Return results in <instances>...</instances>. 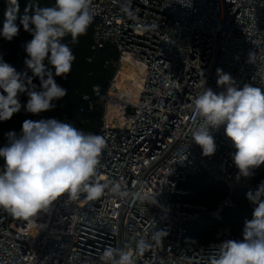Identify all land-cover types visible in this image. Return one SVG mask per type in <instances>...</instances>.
Instances as JSON below:
<instances>
[{
	"label": "built area",
	"instance_id": "built-area-1",
	"mask_svg": "<svg viewBox=\"0 0 264 264\" xmlns=\"http://www.w3.org/2000/svg\"><path fill=\"white\" fill-rule=\"evenodd\" d=\"M124 3L93 1V46L117 51L105 88L93 87L106 147L90 182L108 187L95 200L65 194L28 220L0 209V264H101L106 247L134 251L141 238L150 246L134 255L136 264H206L223 240H242L228 227L208 239L188 233L204 213L220 219L223 207H233L234 190L264 181V165L237 179L223 126L212 131L216 152L202 155L191 139L199 123L192 103L205 87L221 90L217 68L238 87L264 89V0H131V17ZM192 176L224 184L215 210L185 199ZM116 183L126 195L112 191ZM160 230L167 234L156 242Z\"/></svg>",
	"mask_w": 264,
	"mask_h": 264
},
{
	"label": "clouds",
	"instance_id": "clouds-1",
	"mask_svg": "<svg viewBox=\"0 0 264 264\" xmlns=\"http://www.w3.org/2000/svg\"><path fill=\"white\" fill-rule=\"evenodd\" d=\"M121 11L133 16L131 0H125ZM18 13L19 0H7L0 37L12 41L21 27L32 36L25 44L24 61L32 76L18 73L0 57V122L10 120L22 107L33 115L52 110L55 102L67 95V89L56 81V77L66 78L75 60L64 38L78 43L96 10L93 0H54L53 6L32 14L27 10L22 16ZM216 75L221 90L205 87L193 99L192 111L199 123L191 131V139L203 156L210 157L217 149L212 131L223 126L235 148L231 158L238 169L237 179L248 178L264 165V89L250 83L238 87L233 76L221 68L216 69ZM22 95L27 96L24 105ZM5 138L6 143L0 147V209L15 218L28 220L47 212L65 194L70 201L79 199L82 193L87 200H95L108 187L90 182L106 147L101 135L85 133L72 123L56 119H26L19 134L9 131ZM112 191L127 194L120 192L119 183L112 186ZM246 198L254 207L252 219L245 221L242 240H223L206 264H264V181L254 191L249 190ZM162 233L157 231L152 239L159 242ZM149 246L143 238L136 242L134 251L108 246L100 255L101 264H136L134 255Z\"/></svg>",
	"mask_w": 264,
	"mask_h": 264
},
{
	"label": "trees",
	"instance_id": "trees-1",
	"mask_svg": "<svg viewBox=\"0 0 264 264\" xmlns=\"http://www.w3.org/2000/svg\"><path fill=\"white\" fill-rule=\"evenodd\" d=\"M53 5L54 0H19L18 16L24 15L26 10L28 14H32L39 8ZM6 6L7 0H0V28L3 25ZM31 39L32 36L22 27L12 41L0 37V57L4 62L13 66L18 73H26L28 76H32V72L24 63L27 58L25 44ZM64 42L70 45L75 56L71 71L66 74V78L56 77L57 83L67 89V95L56 101V106L52 110L33 115L24 111L22 107L21 111L14 114L10 120L0 122V147L6 143L5 133L15 131L19 134L22 123L26 119H56L72 123L85 133L97 134L103 109L94 97L93 87L105 88L107 80L112 74L109 64L112 59L116 58L117 51L110 43L98 48L93 46L92 24L87 33L79 37L78 43L72 44L70 37H65ZM45 64L47 67H51L47 65V61ZM33 82L39 85L38 78H34ZM20 100L22 105L26 104L27 96L22 95ZM2 164L3 161H0V166ZM258 170L259 168L255 172ZM186 185L190 188L191 193L185 199L204 205L208 212L215 210L219 201L227 196L224 184L208 185L199 176L190 177ZM246 193L247 191L243 189L234 190L231 194L234 206L223 207L220 210V219L212 217L206 212L199 220L190 222L187 226L189 235L194 238L208 239L218 229L228 227L232 233L242 237L245 221L252 219L254 207L247 200Z\"/></svg>",
	"mask_w": 264,
	"mask_h": 264
}]
</instances>
